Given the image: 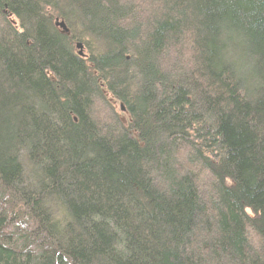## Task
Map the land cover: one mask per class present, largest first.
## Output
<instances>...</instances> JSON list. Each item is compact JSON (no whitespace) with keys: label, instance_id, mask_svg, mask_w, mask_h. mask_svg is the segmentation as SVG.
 Returning a JSON list of instances; mask_svg holds the SVG:
<instances>
[{"label":"trees","instance_id":"16d2710c","mask_svg":"<svg viewBox=\"0 0 264 264\" xmlns=\"http://www.w3.org/2000/svg\"><path fill=\"white\" fill-rule=\"evenodd\" d=\"M0 264H264V0H0Z\"/></svg>","mask_w":264,"mask_h":264},{"label":"rangeland","instance_id":"374dc122","mask_svg":"<svg viewBox=\"0 0 264 264\" xmlns=\"http://www.w3.org/2000/svg\"><path fill=\"white\" fill-rule=\"evenodd\" d=\"M15 19V18H14ZM61 22H63V23H65V25L67 26V23L65 22V20L63 19V18H61V17H59V16H57V17H55V25L59 28V29H61V30H63V31H65L66 32V30L60 25V23ZM67 28H68V26H67ZM69 29V28H68ZM69 32V31H68ZM79 44H81V46H79ZM94 44V46L96 47V48H98V42H96V43H93ZM75 46H76V49L78 50V53H79V55H87L88 56V54H89V52H88V49H87V47H86V45H85V43L83 42V41H80V40H78V41H76V44H75Z\"/></svg>","mask_w":264,"mask_h":264},{"label":"water","instance_id":"95a60500","mask_svg":"<svg viewBox=\"0 0 264 264\" xmlns=\"http://www.w3.org/2000/svg\"><path fill=\"white\" fill-rule=\"evenodd\" d=\"M60 25L66 30V32L69 31V29L67 28V26L65 25V23L61 22ZM79 46H81V44H79Z\"/></svg>","mask_w":264,"mask_h":264},{"label":"bare ground","instance_id":"6f19581e","mask_svg":"<svg viewBox=\"0 0 264 264\" xmlns=\"http://www.w3.org/2000/svg\"><path fill=\"white\" fill-rule=\"evenodd\" d=\"M124 106H122V110L125 111V108H123Z\"/></svg>","mask_w":264,"mask_h":264}]
</instances>
